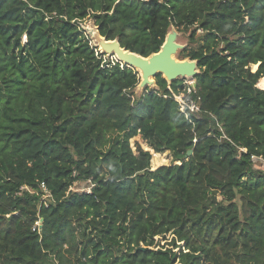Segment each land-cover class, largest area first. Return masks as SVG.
Masks as SVG:
<instances>
[{
    "label": "trees",
    "instance_id": "obj_1",
    "mask_svg": "<svg viewBox=\"0 0 264 264\" xmlns=\"http://www.w3.org/2000/svg\"><path fill=\"white\" fill-rule=\"evenodd\" d=\"M87 19L144 58L171 27L201 31L177 53L197 62L199 112L186 118L184 87L161 75L135 101L138 72L104 61ZM164 152L178 165L151 170ZM252 156L264 0H0V264H264ZM79 182L89 191L70 192Z\"/></svg>",
    "mask_w": 264,
    "mask_h": 264
},
{
    "label": "water",
    "instance_id": "obj_2",
    "mask_svg": "<svg viewBox=\"0 0 264 264\" xmlns=\"http://www.w3.org/2000/svg\"><path fill=\"white\" fill-rule=\"evenodd\" d=\"M82 30L100 54L115 58L116 62L138 72L140 78V83L137 86L138 92H144L148 87L155 88L153 79L157 75H161L168 84H171L180 79L194 80L199 74L196 61L175 58L177 53L184 50L185 47L177 42L178 32L174 27L170 28L159 52L147 58L125 50L117 40H107L105 37L100 36L98 27L95 26L94 22L90 23L89 27H82ZM146 151H149V149ZM191 153V151L188 152V155H191ZM42 221L39 220V227H41Z\"/></svg>",
    "mask_w": 264,
    "mask_h": 264
},
{
    "label": "rangeland",
    "instance_id": "obj_3",
    "mask_svg": "<svg viewBox=\"0 0 264 264\" xmlns=\"http://www.w3.org/2000/svg\"><path fill=\"white\" fill-rule=\"evenodd\" d=\"M90 23H93V20L92 19H87L83 22V24H80V27H89ZM193 28H189V29H183L182 32L178 33V38H177V42L184 46L185 49L187 50H192V49H196L198 48L201 44H202V40H203V36L204 34L201 32V31H197L196 34H195V40L194 41H191L189 39V36L192 32ZM22 42H24V37L22 39ZM92 42V41H91ZM93 44V42H92ZM97 52L99 53V51L97 50ZM176 59H184V56L181 57L180 55L178 56V54L175 56ZM104 61L107 62V63H113V62H116L115 58H112V57H108V56H104ZM251 70H253V67L251 66ZM154 80V79H153ZM178 82L181 83V85L184 87V88H187V87H190V85H193V83H195V81L193 79H180V80H177ZM146 89H155L156 90V87L155 88H146ZM143 92L141 91H137V87L135 88V90L133 91V99L135 101L138 100V98L140 97V95L142 94ZM138 143L141 148L143 150H147L149 149L147 147V145L141 140V138L138 136V137H135L134 139H132L130 141V147L132 148V150L134 151L135 147V143ZM149 152L151 153L152 151L149 149ZM157 160H158V164L159 166H157L156 168L152 169L151 168V164H150V168L151 170H155L157 169L158 167H161V166H169V165H178V162H173L172 161V158H171V155L169 152H164L162 154H157ZM253 170L255 172H261V173H264V159L261 158V159H258L256 160L254 163H253ZM89 186L90 184L88 182H79V183H75L72 188L69 190L70 192H78V193H82V192H86L87 190H89ZM42 192H43V195H42V201H44L45 203H49V200H48V197L46 196V194L44 193V190L42 189Z\"/></svg>",
    "mask_w": 264,
    "mask_h": 264
},
{
    "label": "built area",
    "instance_id": "obj_4",
    "mask_svg": "<svg viewBox=\"0 0 264 264\" xmlns=\"http://www.w3.org/2000/svg\"><path fill=\"white\" fill-rule=\"evenodd\" d=\"M194 94H196L195 83H193V85H190V87L184 88L183 92L177 97V99H175L176 102L180 105V112L183 113L186 118H188L192 114H196L199 112L197 101L193 98ZM186 108L188 109V111L186 110ZM258 159L261 158H256L254 156L251 157V160L253 162ZM41 188L44 190L46 196L49 197L45 188L43 186ZM88 191L89 190H87L86 192ZM36 226L39 227L38 223H36Z\"/></svg>",
    "mask_w": 264,
    "mask_h": 264
}]
</instances>
